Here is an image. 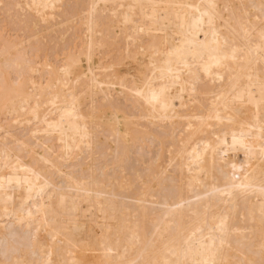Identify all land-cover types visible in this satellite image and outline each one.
<instances>
[{
  "label": "bare ground",
  "instance_id": "6f19581e",
  "mask_svg": "<svg viewBox=\"0 0 264 264\" xmlns=\"http://www.w3.org/2000/svg\"><path fill=\"white\" fill-rule=\"evenodd\" d=\"M0 264H264V0H0Z\"/></svg>",
  "mask_w": 264,
  "mask_h": 264
}]
</instances>
